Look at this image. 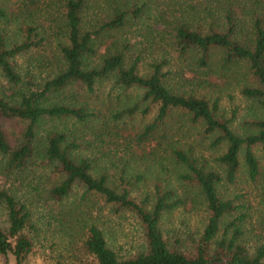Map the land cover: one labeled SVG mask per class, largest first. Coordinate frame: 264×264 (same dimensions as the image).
Returning a JSON list of instances; mask_svg holds the SVG:
<instances>
[{
  "label": "trees",
  "instance_id": "1",
  "mask_svg": "<svg viewBox=\"0 0 264 264\" xmlns=\"http://www.w3.org/2000/svg\"><path fill=\"white\" fill-rule=\"evenodd\" d=\"M89 1L0 0V20L13 19L18 35V39L6 41L0 33V174L25 180L28 187L18 191L0 186L5 213V225H0V256L10 264H21L31 250L32 232L36 230L31 221L36 200L42 197L59 201L73 184L79 183L85 191L99 193L113 211H131L140 223L142 244L139 250L120 256L91 222L78 244L84 255L78 264H264V243L256 238L248 246L245 240V205L236 202L237 195L227 196L221 191L222 180L233 182L240 160L250 180L260 174L253 146L264 151V0H247L250 25L245 33L236 23L243 12L240 0H212L210 7L204 8V16L210 21L203 28L186 22L174 28L178 53L191 54L197 67L206 70L198 84L218 85L207 76L211 73L222 78L238 73L255 82L242 84L240 92L257 102L262 115L244 119L240 133L231 128V118L218 110L216 96L210 100L206 94L169 89L164 83L167 59L163 56L149 61L142 73L138 72L136 59L126 63L127 46L117 45L119 37L115 32L128 16L141 12L144 2L126 7L121 4V8L115 5L105 18L85 23L82 13ZM56 7L61 32L57 68L36 79L26 68L21 72L15 58L42 44L51 30V13ZM42 14L47 20L45 26L33 21ZM102 44L104 48L97 52ZM105 78H111L123 90L141 89L132 103L111 113L113 121L137 110L144 114L154 104L151 120L139 130L128 131L117 127L116 122L95 128L88 122L97 117V111L85 101L53 98L68 85L77 84L91 91L96 81ZM173 108L184 111L190 123H199L201 133L211 137L213 146L224 144V149L213 157L214 166L208 165L191 146L180 145L178 138L159 132L158 126ZM68 119L72 127L60 125ZM44 120L52 122L39 134ZM78 125L90 129L102 141L106 135L119 136L125 149L143 157L162 147L180 190L164 177L153 182L151 192L145 191L136 199L130 190L142 178L141 173L125 174L120 168L115 179L103 171L92 174L94 158L77 151L83 145L77 140L83 131ZM45 169L47 178L54 174L50 182L44 176L41 179ZM31 177L36 178L35 184ZM261 192L264 197V183ZM178 205L201 206L205 214L189 252L169 245L160 227L163 212Z\"/></svg>",
  "mask_w": 264,
  "mask_h": 264
},
{
  "label": "rangeland",
  "instance_id": "2",
  "mask_svg": "<svg viewBox=\"0 0 264 264\" xmlns=\"http://www.w3.org/2000/svg\"><path fill=\"white\" fill-rule=\"evenodd\" d=\"M143 2L145 4L141 12L136 16H128L125 24L115 32L119 37L117 45L125 43L127 46L126 63L136 59L138 72L142 73L149 61L163 56L167 59L163 66L167 72L164 79L166 86L176 92L191 90L196 94H206L210 100L216 96L218 110L223 116L231 118L230 126L238 133L242 131L244 119L262 115L257 102L240 92L242 84L255 83L251 77L237 73L233 77L222 78L211 73L207 76L218 85L201 86L197 80L206 76L205 68L197 67L191 54L180 55L174 47L175 26L186 22L191 26L205 27L210 20H206L204 8L210 7L212 0H90L89 6L82 13L83 20L85 23L99 21L105 18L115 5L121 8V4L126 7L140 5ZM240 4L243 12L241 20H237L236 23L239 31L245 33L248 32L250 25V7L247 0H240ZM56 10L57 7L51 13L53 18L50 20L51 30L42 44L18 54L15 58L18 69L22 72L26 68L36 79L48 76L57 68V41L60 40L61 32ZM45 19L42 14L33 21L45 26L47 22ZM0 33L6 41L18 39L13 19L0 20ZM104 46L105 44H102L97 52ZM140 92L141 89L136 87L123 90L111 78H105L96 81L91 91L77 84L68 85L63 91L55 93L53 98L66 101L72 100L73 97L78 101H85L88 107L97 111V117L88 122L95 128L116 122L117 127L132 131L139 130L151 120L156 105L149 106L144 114L137 110L119 121H113L111 113L125 104L132 103ZM51 122L44 120L38 129L39 134H42L44 128L49 127ZM9 123L10 121L7 122ZM62 124L73 126L70 119L60 123ZM82 130L80 134L82 138L77 140L85 146L81 145L77 151L94 158L95 167L91 170L92 174L103 171L110 179H115L120 168L125 170V174L141 173L142 178L135 181L130 190V195L136 199L141 198L145 191L151 192L153 182L161 181L164 177L180 190L170 161L165 156L167 152L162 147L158 148L157 152L143 157L140 153L133 154L129 149H125L119 136L106 135L102 141L94 137L90 129ZM158 130L178 138L180 145L191 146L193 151L201 154L205 162L211 166L215 165L213 157L224 149L223 143L213 146L210 143L211 137L201 133L200 124L190 123L188 115L178 108L169 111L163 124L158 126ZM253 152L260 166V174L255 180L247 177L243 162L240 160L233 182L221 181V191L227 196L237 195L236 202L245 205L243 210L247 216L243 228L248 246L254 244L256 238L264 243V197L261 192V185L264 183V151L258 145H254ZM47 171L45 169L42 172L41 179L43 176L46 177ZM53 175L44 178L45 181L48 179L50 182ZM35 180V177H31L32 184H35ZM24 184L25 180L19 181L12 176L0 174V186L22 191L28 188ZM36 201L35 211L31 214V221L36 226V230L32 232V247L21 264H78V260L84 256L81 255L78 244L84 236L86 226L91 222L101 229L107 245L118 255L126 256L141 248L142 229L134 214L129 210L113 211L110 203L105 202L99 193L85 191L79 183L73 184L68 194L59 201L42 197ZM204 216L201 206L188 208L187 205H178L170 211L163 212L160 227L167 243L189 252L192 238H195L202 228ZM0 225H5V213L1 203ZM0 264L10 263L0 256Z\"/></svg>",
  "mask_w": 264,
  "mask_h": 264
}]
</instances>
